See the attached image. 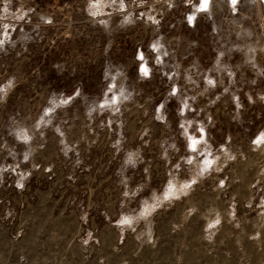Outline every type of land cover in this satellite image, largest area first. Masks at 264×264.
I'll use <instances>...</instances> for the list:
<instances>
[{
  "label": "rangeland",
  "instance_id": "1",
  "mask_svg": "<svg viewBox=\"0 0 264 264\" xmlns=\"http://www.w3.org/2000/svg\"><path fill=\"white\" fill-rule=\"evenodd\" d=\"M0 264H264V0H0Z\"/></svg>",
  "mask_w": 264,
  "mask_h": 264
},
{
  "label": "snow or ice",
  "instance_id": "2",
  "mask_svg": "<svg viewBox=\"0 0 264 264\" xmlns=\"http://www.w3.org/2000/svg\"><path fill=\"white\" fill-rule=\"evenodd\" d=\"M204 3L207 4V0H204Z\"/></svg>",
  "mask_w": 264,
  "mask_h": 264
}]
</instances>
